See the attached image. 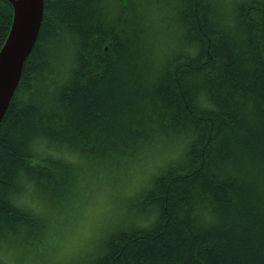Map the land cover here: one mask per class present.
<instances>
[{"label": "trees", "instance_id": "obj_1", "mask_svg": "<svg viewBox=\"0 0 264 264\" xmlns=\"http://www.w3.org/2000/svg\"><path fill=\"white\" fill-rule=\"evenodd\" d=\"M13 16L0 0V51ZM159 146L133 216L72 264H264V0H45L0 123V230L41 247L84 164Z\"/></svg>", "mask_w": 264, "mask_h": 264}, {"label": "rangeland", "instance_id": "obj_2", "mask_svg": "<svg viewBox=\"0 0 264 264\" xmlns=\"http://www.w3.org/2000/svg\"><path fill=\"white\" fill-rule=\"evenodd\" d=\"M166 149L160 146L150 148L149 152L139 157V161L130 165L126 173L121 174L122 179L118 173L116 176L112 175L113 172L103 167V169H95L91 168L95 164H84L85 182L80 192H76L74 198L69 197L70 199L62 201L61 209H57L52 216H49L52 227L50 233L42 239L43 245L34 249L26 245L24 247L32 249L36 258L53 261L55 264H64L59 253L70 245L75 247L67 264L77 263L82 261V258H89L98 253L106 238L116 230V225L128 221L133 216L128 208L146 185L148 174L166 161V152L164 153ZM101 205L108 210L100 228L101 239L88 247L87 245L92 243L88 235L89 231L94 235L98 231L95 222L100 215ZM82 242L86 244L84 250L79 249V244Z\"/></svg>", "mask_w": 264, "mask_h": 264}, {"label": "water", "instance_id": "obj_3", "mask_svg": "<svg viewBox=\"0 0 264 264\" xmlns=\"http://www.w3.org/2000/svg\"><path fill=\"white\" fill-rule=\"evenodd\" d=\"M14 10L11 30L0 51V123L18 89L24 65L43 22L45 0H7Z\"/></svg>", "mask_w": 264, "mask_h": 264}, {"label": "clouds", "instance_id": "obj_4", "mask_svg": "<svg viewBox=\"0 0 264 264\" xmlns=\"http://www.w3.org/2000/svg\"><path fill=\"white\" fill-rule=\"evenodd\" d=\"M173 160L179 159V154L172 157ZM100 215L97 217L95 227L98 230L94 235L89 231L88 235L90 241L87 246H93V243H98L101 239L100 228L103 225L105 218L107 217L108 210L101 205L99 208ZM206 221L211 220V216L204 218ZM74 245H70L66 250L59 253L60 259L67 264V260L72 253ZM86 247L85 243L79 244V249L84 250ZM0 264H55L53 261H45L35 257L33 250L24 247L20 244L19 239L12 233L0 230Z\"/></svg>", "mask_w": 264, "mask_h": 264}, {"label": "bare ground", "instance_id": "obj_5", "mask_svg": "<svg viewBox=\"0 0 264 264\" xmlns=\"http://www.w3.org/2000/svg\"><path fill=\"white\" fill-rule=\"evenodd\" d=\"M111 172H113V174H112V175H115V176H116V175H117V173H118V171H116V170H114V171H111ZM119 177H120L121 179L123 178V176H122V175H120Z\"/></svg>", "mask_w": 264, "mask_h": 264}]
</instances>
